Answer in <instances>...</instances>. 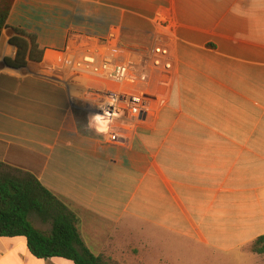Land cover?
Returning <instances> with one entry per match:
<instances>
[{
  "label": "crops",
  "instance_id": "1",
  "mask_svg": "<svg viewBox=\"0 0 264 264\" xmlns=\"http://www.w3.org/2000/svg\"><path fill=\"white\" fill-rule=\"evenodd\" d=\"M17 29L40 62L7 63ZM158 45L170 69L153 65ZM88 53L146 78L121 85L76 69ZM108 91L144 92L149 113L101 119L98 132ZM0 163L66 201L90 224L96 255L94 235L140 227L208 254L248 248L264 235V0H13L0 39ZM0 264L74 263L0 237Z\"/></svg>",
  "mask_w": 264,
  "mask_h": 264
},
{
  "label": "trees",
  "instance_id": "2",
  "mask_svg": "<svg viewBox=\"0 0 264 264\" xmlns=\"http://www.w3.org/2000/svg\"><path fill=\"white\" fill-rule=\"evenodd\" d=\"M13 0H0V39ZM11 44L18 48L10 66L21 68L29 61L40 62L43 50L32 35L16 30ZM35 215L43 231L33 223ZM79 218L70 205L46 188L33 174L0 163V237H24L31 254L40 260L62 258L74 264H115L87 247L78 228ZM252 251L264 254V235L252 243Z\"/></svg>",
  "mask_w": 264,
  "mask_h": 264
},
{
  "label": "rangeland",
  "instance_id": "3",
  "mask_svg": "<svg viewBox=\"0 0 264 264\" xmlns=\"http://www.w3.org/2000/svg\"><path fill=\"white\" fill-rule=\"evenodd\" d=\"M86 56L89 57L88 54H84L76 62V69L79 68L76 66L77 63ZM107 58L114 62L116 61L110 55ZM134 60L139 62L140 57ZM64 63L63 60L59 65H52L51 70L61 73L63 71L61 65ZM102 75L105 76L104 73ZM108 79L118 83L110 78ZM123 84L127 85L130 83ZM103 98L105 99L104 96ZM31 219L35 226L41 230H50L51 227L42 224L35 215H32ZM78 228L86 245L90 248V224L87 227L78 225ZM112 230L110 229L109 233L107 232L103 235H94L97 239L100 238V240L95 241L99 243V248L95 249V252L102 253L103 256L111 259L115 264H264V257L254 253L252 245L243 250H236L230 253L208 254V252L204 253L199 250L197 241L183 235L167 231H158L156 234L155 231L147 230V227H140L134 233L132 231L128 232V230L115 233Z\"/></svg>",
  "mask_w": 264,
  "mask_h": 264
},
{
  "label": "built area",
  "instance_id": "4",
  "mask_svg": "<svg viewBox=\"0 0 264 264\" xmlns=\"http://www.w3.org/2000/svg\"><path fill=\"white\" fill-rule=\"evenodd\" d=\"M83 60L77 63V68L88 73L102 75L103 73L107 78H110L118 83H130L131 85L137 84L140 79L145 80L144 75H136L131 72L130 68L133 63L117 64L116 62L106 59L100 63L97 56L93 53H88ZM153 65L155 67L164 66L165 69H170L171 63L164 62L169 56L168 49L163 45H158L154 49ZM129 84V85H130ZM105 97L103 104L97 110L98 116L101 119H115L127 118L130 120H139L143 114L150 111V106L146 101L144 92L131 94L128 91L115 92L108 91L103 94Z\"/></svg>",
  "mask_w": 264,
  "mask_h": 264
},
{
  "label": "clouds",
  "instance_id": "5",
  "mask_svg": "<svg viewBox=\"0 0 264 264\" xmlns=\"http://www.w3.org/2000/svg\"><path fill=\"white\" fill-rule=\"evenodd\" d=\"M96 123H97V131L100 132V133H105L108 131V127H107V124L108 122L107 121H104L103 123H100L101 121V117L100 116H95L94 117ZM91 123V122H90Z\"/></svg>",
  "mask_w": 264,
  "mask_h": 264
}]
</instances>
